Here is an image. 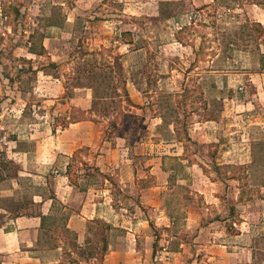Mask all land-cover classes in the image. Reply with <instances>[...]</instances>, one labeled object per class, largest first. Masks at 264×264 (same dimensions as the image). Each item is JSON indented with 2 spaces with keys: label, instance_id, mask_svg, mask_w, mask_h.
Returning <instances> with one entry per match:
<instances>
[{
  "label": "crops",
  "instance_id": "1",
  "mask_svg": "<svg viewBox=\"0 0 264 264\" xmlns=\"http://www.w3.org/2000/svg\"><path fill=\"white\" fill-rule=\"evenodd\" d=\"M94 1L78 0L79 14L69 9L63 22L49 18L53 30L43 35L40 50L25 51L27 58L59 55L58 41L80 34L68 26L81 22ZM184 2V13L165 17L172 41L164 44L166 33H160L156 49H143L158 54L157 79L148 78V67L139 82L131 54L124 66L133 106L150 104L148 88L173 86L177 118L143 110L130 132L112 129L93 109L94 84L86 75L76 78L80 66L53 57L21 66L27 75L13 81L1 73L8 143L0 167V264H256V215L241 203L255 169L264 167V47L227 46L210 39L213 32L197 33L185 17L196 12L211 30L213 18L264 28L263 6ZM203 39H209L204 47ZM234 199L236 207L227 208ZM236 215L238 221L227 224ZM212 241L223 259L208 253L217 246Z\"/></svg>",
  "mask_w": 264,
  "mask_h": 264
},
{
  "label": "rangeland",
  "instance_id": "2",
  "mask_svg": "<svg viewBox=\"0 0 264 264\" xmlns=\"http://www.w3.org/2000/svg\"><path fill=\"white\" fill-rule=\"evenodd\" d=\"M77 1L0 0V77L2 78L1 73H3L6 82L13 81L17 77L22 78V76L27 75L24 73L28 72L19 73L18 69L21 66L27 69L32 63L38 65L52 63L53 57L55 62L61 65L80 66V70L92 67L90 73H86V76H84L86 77L84 81L94 84L97 99L94 101L93 109L96 111L97 117L101 118L102 121H108V125L112 129L121 130L123 133L127 130L130 132V127L136 128L141 122L143 110L151 115H165L167 119L179 117L178 105L180 104H176L174 92L172 91L173 86L165 90L156 86L148 88L153 90L150 97L154 96V98H150V104L136 103V106H133L129 104L123 91V84L119 81L114 70L116 68L115 62L123 63L126 67L127 61H129L128 55L131 54V60L134 59L135 63L139 64V71L136 73L135 78H138L141 82L144 77V75H141L142 71H148V67H150L151 72L148 74V78L155 81L158 73L153 65H157L160 61L158 54L155 52L151 55L145 54L143 49H150V47L156 49L158 43L155 37L160 33H166L164 44L172 41L170 33L173 26L171 22L166 21L165 17L171 15L174 11L184 13L187 10L185 7L186 2L184 0L172 3L159 0H105L107 5H99V2L96 3L95 0L91 7L86 9L84 14H81L84 17L81 22L68 26L69 32L75 28L81 35L76 33L77 35L74 38L71 35L70 38L60 39L57 44L60 48L59 55L49 56L43 54L42 56H33L32 58L35 59L29 60L25 51L34 46H37L39 50L42 48L41 39L45 32L50 29L49 18L63 22L68 14H79V7H76ZM253 1L263 6L264 10V0ZM15 9L20 11L19 17H15ZM69 9L72 12L66 14ZM158 11H160L159 15L157 14ZM187 15L185 22H189L188 24H191L190 26H193L197 33L201 35H207L209 31L213 32L214 36H209L212 40L215 39L218 42V39H220L227 46L230 42H234V44H239L240 47L252 48L253 50L255 48L261 50L262 46L264 47V28L257 23L246 21L239 28H235L231 24H225L213 18L215 28L211 30L205 27L202 20L193 19L190 22L188 18L190 14ZM93 16H97V19ZM107 18L109 19L106 20ZM198 19H200L199 15ZM235 34L240 40L234 37ZM79 35L81 36L80 39L78 38ZM128 40H132V42ZM207 41L209 39H203V47L207 45ZM127 44L130 45L127 46ZM132 49H135L136 52L132 53ZM110 64H112L113 73L108 69ZM148 64L150 65L148 66ZM127 74L128 72L124 74L126 79ZM143 88L146 91L148 90L145 86ZM197 93L200 96L201 91L199 90ZM200 105L203 106L204 104H196V106ZM254 174L253 181L247 183L250 188L249 196L247 195L248 197L242 200L241 207L245 206L256 215L254 222L256 225L255 239L258 245L256 248L258 259L255 263L264 264V167L255 169ZM232 203L237 202L235 199L233 202L229 201L227 208L229 204L232 206ZM232 220L237 222V215L232 217L231 221H227V224L233 222ZM234 232H236L235 228ZM209 236H211V239L215 238V235L213 237L212 235ZM216 237L223 240V237L218 235ZM213 242L212 244L217 243V246H208L206 248L208 253L214 254L217 259H223L221 252H219L222 249L221 245L218 242ZM203 254L205 255V253ZM214 264L221 263L215 262Z\"/></svg>",
  "mask_w": 264,
  "mask_h": 264
},
{
  "label": "trees",
  "instance_id": "3",
  "mask_svg": "<svg viewBox=\"0 0 264 264\" xmlns=\"http://www.w3.org/2000/svg\"><path fill=\"white\" fill-rule=\"evenodd\" d=\"M20 15V11L15 9V16L16 17H19ZM43 39V37H42ZM41 39V41H42ZM129 42H132V40H128ZM264 57V56H263ZM119 58V57H118ZM115 65H116V68L114 70V72L117 74L118 78H119V81L123 84V91H124V94L129 102V104L131 105H135L133 104V102L131 101L130 97H129V93H128V90H127V87H126V77H124V74H125V70H124V65L123 63H119V62H115ZM92 69V67L90 68ZM90 69H84L83 71L80 70L79 71V75L76 76V78H80L82 75H86V73H90ZM108 69L111 73H113V68L111 67V65L108 66ZM94 70V69H93ZM95 100H96V96H95ZM93 106H94V103H93ZM76 118L73 117V120H76ZM102 264V263H101Z\"/></svg>",
  "mask_w": 264,
  "mask_h": 264
},
{
  "label": "built area",
  "instance_id": "4",
  "mask_svg": "<svg viewBox=\"0 0 264 264\" xmlns=\"http://www.w3.org/2000/svg\"><path fill=\"white\" fill-rule=\"evenodd\" d=\"M190 22L194 19L196 20L198 18L197 13L190 14L188 16ZM8 143V136L5 126L2 123V117L0 115V167L4 163L6 159V146Z\"/></svg>",
  "mask_w": 264,
  "mask_h": 264
}]
</instances>
